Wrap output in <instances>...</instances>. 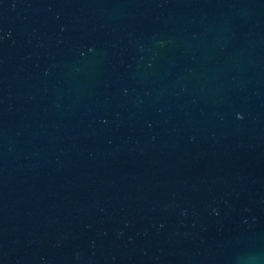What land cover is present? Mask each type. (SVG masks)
<instances>
[{
	"label": "water",
	"instance_id": "water-1",
	"mask_svg": "<svg viewBox=\"0 0 264 264\" xmlns=\"http://www.w3.org/2000/svg\"><path fill=\"white\" fill-rule=\"evenodd\" d=\"M0 264H264V0H0Z\"/></svg>",
	"mask_w": 264,
	"mask_h": 264
}]
</instances>
